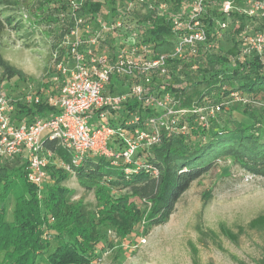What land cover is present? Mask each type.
Instances as JSON below:
<instances>
[{"label":"built area","instance_id":"obj_1","mask_svg":"<svg viewBox=\"0 0 264 264\" xmlns=\"http://www.w3.org/2000/svg\"><path fill=\"white\" fill-rule=\"evenodd\" d=\"M54 10L51 29L60 40L47 81L17 100L7 97L0 82V166L20 159L38 197L53 157L43 149L45 140L55 141L71 166L97 156L123 166L126 174L144 169L157 177L147 159L161 132L184 137L195 127L208 130L207 114L219 108L205 102L176 109L172 99L179 98L166 88L179 86L176 79L199 71L218 53L231 15L246 18L236 34L237 60L256 58L264 68V28H257L264 0H59ZM234 25L238 29L239 21ZM154 32L173 43L170 52L154 51ZM231 99L254 103L238 94ZM129 103L137 108L128 111ZM17 105L47 107L49 114L18 118ZM190 116L197 117L191 127ZM63 167L71 173L69 165Z\"/></svg>","mask_w":264,"mask_h":264},{"label":"trees","instance_id":"obj_2","mask_svg":"<svg viewBox=\"0 0 264 264\" xmlns=\"http://www.w3.org/2000/svg\"><path fill=\"white\" fill-rule=\"evenodd\" d=\"M43 4L46 2L40 6ZM19 7L20 0H0V37L10 31L31 38V29L26 27L24 17L16 14L2 16L4 12ZM54 11L52 9L50 13ZM229 19V33L219 41L218 53L209 56L207 63L199 71L191 75L186 73V79H174L179 86L173 87L174 83H171L172 87L166 88L175 98H179L172 99L174 108H200L208 102L212 107L224 109L227 98L230 100L233 94L248 97L251 101L260 99L264 103V68L256 58L237 60L236 34L245 26L246 18L234 14ZM44 20L49 22L47 17ZM236 21H239V27L234 30ZM258 23L257 28L263 29L264 19ZM59 40L60 37L53 31L48 42L51 54ZM153 43L157 54L170 52L173 47V43L164 33L154 32ZM226 44H229L227 50L223 48ZM24 78L25 74L21 70L0 56V82ZM250 107L251 105H245L243 113L252 120V125L246 126L231 120L227 128L210 133L207 142L197 147L189 144L188 138L198 133L208 134L209 130L195 127L184 137L181 134L161 132L159 147L153 148L147 159L158 171L157 177L146 173L144 169L126 174L123 166L111 165L105 158L97 156L86 158L78 166H71L69 158L55 141H43V149L57 154L65 165H69L71 172L63 178H56V171L50 170L49 180H53L54 184L43 192L44 210L50 214L53 224H57L52 228V236L59 239L56 247L47 252L45 264H90L92 258L88 252L92 246L90 248L88 244L99 241L98 226L112 227L118 234L126 235L141 222L148 228L163 225L191 184L217 166L218 161L232 162L243 171L242 174L264 179V124L255 116L257 111L264 114V107L260 106L254 110H250ZM16 108L19 114L25 115L45 109L42 106L25 108L19 105ZM136 108V103H129L126 107L128 111H134ZM186 119L191 127L197 117L190 116ZM24 168L25 164L20 159L0 166V198H3V201L0 200V209H6L10 204L17 186L23 190L22 198L25 204L24 212L14 227L17 229V240L8 246L9 235L5 234L0 239V247L8 246V264H36L39 251H47V247L39 244V237L43 232L40 229L39 232L36 231L42 226L44 218L41 215L37 188L27 182ZM69 176L75 179L79 188L95 195H110L107 188L124 194L111 202L107 209L96 213L99 222L93 224L91 220L83 219L85 213L82 207L70 212L65 211V206L69 203V191L62 188L61 184ZM248 227L254 231H264V214L253 218ZM219 231L233 244L244 234L242 228L234 232L220 226ZM208 237L213 241L215 234L199 232L201 243L205 244ZM217 248H220V245H217ZM232 260L236 264H245L235 257H232ZM192 264H198L194 257ZM252 264H264V245L261 247L260 257Z\"/></svg>","mask_w":264,"mask_h":264},{"label":"rangeland","instance_id":"obj_3","mask_svg":"<svg viewBox=\"0 0 264 264\" xmlns=\"http://www.w3.org/2000/svg\"><path fill=\"white\" fill-rule=\"evenodd\" d=\"M43 2L46 4L40 6ZM58 2L59 0H20L18 9L2 14L21 15L32 33L30 39L10 31L0 37V56L25 74L22 80L4 81L7 97L17 99L20 93L43 85L52 72L49 67L51 51L48 43L53 32V21L50 19L53 13L50 11ZM46 17L49 18L47 23L44 20ZM224 46L226 50L229 47L228 44ZM227 101L224 109H215L207 114L210 119L209 133L191 135L188 138L189 144L196 147L204 144L210 133L227 128L231 120L246 126L252 125V120L243 113L245 104L241 99ZM253 102V109L250 107V110L258 109V104L262 103L260 99ZM255 116L264 124V114L257 111ZM63 166L59 157L49 160L45 191L54 184L53 180H49L50 170L56 171V178L70 175ZM242 173L232 162L218 164L191 184L174 206L170 218L161 226L148 228L141 222L126 235L118 234L112 227L98 226L99 241L88 244L90 248L92 246L88 252L92 258L90 264H192L193 257L198 264H236L232 257L245 264H252L260 257L264 231H254L248 225L253 218L264 214V179ZM61 187L69 191V203L66 204L65 211L82 207L85 213L83 219L91 220L93 224L99 222L96 213L107 209L111 202L124 194L109 188L110 195L104 193L99 196L86 192L78 187L72 176L65 179ZM45 191L38 197L44 218L42 226L36 231L39 232L40 229L43 232L39 237V244L47 247V251H39L36 264H45L47 252L52 251L59 240L52 236V228L57 224H53L50 214L44 210ZM22 192L20 186H17L10 204L6 209H0V239L5 234L9 235L8 246L17 240V229L14 227L25 209ZM0 200L3 201V198ZM220 226L234 232L242 228L244 234L233 244L220 234ZM200 231L213 232L214 240L208 237L205 244L201 243ZM7 247H0V264H8Z\"/></svg>","mask_w":264,"mask_h":264},{"label":"crops","instance_id":"obj_4","mask_svg":"<svg viewBox=\"0 0 264 264\" xmlns=\"http://www.w3.org/2000/svg\"><path fill=\"white\" fill-rule=\"evenodd\" d=\"M37 89H38V88L36 87L34 90H37ZM13 100H17V99H13ZM42 107H43V106H42ZM44 108H45L44 110H42V111H35V113H34V114H31V115H30V114H29V115H25V114H23V113H21V114L18 113V118L32 119V118H34L36 115H38V116L44 118L47 114H49V109H48L47 107H44ZM52 155H53L52 159L58 157V155L55 154V153H52ZM59 159H60V158H59Z\"/></svg>","mask_w":264,"mask_h":264}]
</instances>
